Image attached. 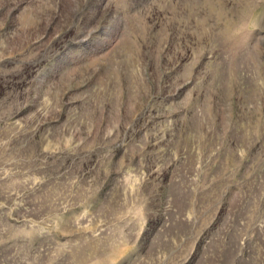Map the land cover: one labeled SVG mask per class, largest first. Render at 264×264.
Wrapping results in <instances>:
<instances>
[{
	"label": "rangeland",
	"instance_id": "374dc122",
	"mask_svg": "<svg viewBox=\"0 0 264 264\" xmlns=\"http://www.w3.org/2000/svg\"><path fill=\"white\" fill-rule=\"evenodd\" d=\"M0 264H264V0H0Z\"/></svg>",
	"mask_w": 264,
	"mask_h": 264
}]
</instances>
